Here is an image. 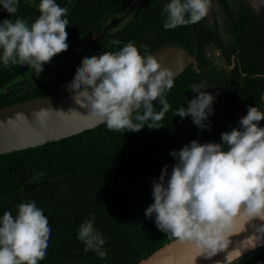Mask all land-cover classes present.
I'll list each match as a JSON object with an SVG mask.
<instances>
[{"label":"trees","instance_id":"obj_1","mask_svg":"<svg viewBox=\"0 0 264 264\" xmlns=\"http://www.w3.org/2000/svg\"><path fill=\"white\" fill-rule=\"evenodd\" d=\"M63 1L56 0L61 7ZM133 1H140L149 15L132 18L130 28L121 34L122 44L112 45V40H119L112 19L119 8ZM39 3L19 0L12 17L0 5V21L23 17L31 24L39 16ZM64 7L69 20L67 43L78 44L71 62L32 84L18 81L29 70L27 65L5 67L0 62V106L68 91L85 56L117 51L129 41L142 53L145 48L153 52L166 44L182 45L191 52L202 47V41L193 39L189 25L165 30L162 0H68ZM226 15L238 23L231 32L234 64L212 67L205 73L188 66L179 73L166 94L171 110L161 121L163 127L116 132L100 123L49 143L0 153V216L5 211L15 216L19 203L35 201L48 217L52 230L49 247L39 264H134L171 238L157 228L154 215L148 218L144 213L154 203L153 180L159 179L165 165L171 173L176 163L170 153L176 150L182 118L174 113L198 96L191 86L205 84V91L215 97V114L206 122L210 128L204 129L195 126L189 116L193 131L182 147L193 140L219 143L222 133L240 127L239 120L250 106L264 111V20L243 21L240 10ZM155 107L160 110L158 103ZM260 126L264 127V121ZM91 217L105 238L104 259L94 251L85 252V244L77 238L80 225ZM247 253L241 264H264V243Z\"/></svg>","mask_w":264,"mask_h":264},{"label":"clouds","instance_id":"obj_2","mask_svg":"<svg viewBox=\"0 0 264 264\" xmlns=\"http://www.w3.org/2000/svg\"><path fill=\"white\" fill-rule=\"evenodd\" d=\"M19 0H0L12 17ZM212 0H169L164 4L165 30L201 22L208 16ZM34 22L23 17L0 21V62L5 67L27 65L38 76L44 65L68 50V9L56 0H40ZM112 45L121 41L112 40ZM175 74L156 55L141 50L131 41L117 51L85 56L76 69L68 91L88 115L104 123L109 131L139 132L163 127L161 121L171 110L167 93L174 87ZM205 84H194L198 93L179 107L174 115L192 117L200 129L210 128L215 114V97ZM160 105L157 111L155 104ZM62 112V111H59ZM64 113V112H63ZM39 116V114H35ZM264 111L250 106L239 120V128L222 133L219 143L197 140L170 155L176 163L167 165L153 180L154 203L145 210L155 216L157 228L197 257L211 259L227 253L224 264H235L243 250L264 242ZM14 216H0V264H39L47 256L51 227L35 201L21 202ZM259 221L260 223H257ZM95 217L84 220L78 239L101 259L106 258L105 238L94 227ZM254 229L253 234L229 251L233 237ZM217 264L222 262L217 261Z\"/></svg>","mask_w":264,"mask_h":264},{"label":"water","instance_id":"obj_3","mask_svg":"<svg viewBox=\"0 0 264 264\" xmlns=\"http://www.w3.org/2000/svg\"><path fill=\"white\" fill-rule=\"evenodd\" d=\"M67 1H63L62 7ZM253 1L255 2V0ZM208 16L211 17L210 12ZM151 53L157 56L164 67L172 70L175 77L187 68L190 61L194 62V68L198 73L210 70V67L200 69L196 58L192 57L181 45L166 44ZM187 106L186 104L185 107ZM35 114H39V116ZM100 123L102 122L88 115L87 109L75 103L69 91H54L51 94L37 95L0 106V153L49 143ZM191 129L189 116L183 118L178 132L176 151L182 148ZM257 223L260 222L257 221ZM253 231L254 229L249 226L246 232L233 237V244L229 251L234 249L240 241L251 236ZM263 243L261 242L257 246ZM251 249H244L243 254ZM226 255L227 253H220L211 259L197 257L196 264H217V261L224 264ZM195 257L196 254L193 250L170 238L134 264H194Z\"/></svg>","mask_w":264,"mask_h":264},{"label":"flooded vegetation","instance_id":"obj_4","mask_svg":"<svg viewBox=\"0 0 264 264\" xmlns=\"http://www.w3.org/2000/svg\"><path fill=\"white\" fill-rule=\"evenodd\" d=\"M162 2L164 6L169 0H162ZM255 2L253 0H212V6L209 11L211 17H205L199 24L189 25L191 35L195 37L193 39L196 40L197 38L203 43L200 49H195V52L185 49L192 57L196 58V62L200 69H206L209 67L210 69L212 67L224 68L234 64L235 58L232 54V49L235 44L231 32L233 29L236 30L238 23L233 21V19H230L226 13L229 11L240 10L243 14L241 20L245 21L247 18L249 20H260V22H262L264 20V0H255ZM142 13L145 14L142 15ZM147 15H149V11L146 10L145 6H141L140 1H133L129 5L119 8L111 23V27L115 30V35L118 37L119 41L123 38H121L122 32H126L127 29L130 28L129 22H131L132 18L136 19L137 16H141L145 19ZM162 17L166 20V14H164V12ZM199 25L201 29L197 28ZM199 33H202L203 35L207 34V36L204 35L205 37H199ZM129 34L132 36V32ZM193 63V61H190L188 66L194 68ZM200 64L206 67H200ZM192 131L193 127L191 129V132Z\"/></svg>","mask_w":264,"mask_h":264},{"label":"rangeland","instance_id":"obj_5","mask_svg":"<svg viewBox=\"0 0 264 264\" xmlns=\"http://www.w3.org/2000/svg\"><path fill=\"white\" fill-rule=\"evenodd\" d=\"M77 48H78V44L69 45V48L67 51L56 55L51 60L50 63H47L44 65V71L40 73L39 76L38 74L34 72V70L29 69L18 78V81L22 80V81L32 84V83H36L38 81H42V80L49 78L50 76L54 75L57 71H59L62 67H64L69 62H71L74 49H77ZM247 254L241 256V258L238 261H236L235 264H241V262L246 258Z\"/></svg>","mask_w":264,"mask_h":264}]
</instances>
